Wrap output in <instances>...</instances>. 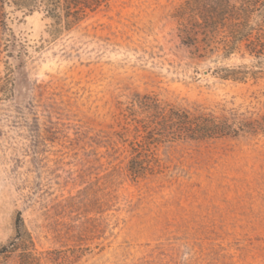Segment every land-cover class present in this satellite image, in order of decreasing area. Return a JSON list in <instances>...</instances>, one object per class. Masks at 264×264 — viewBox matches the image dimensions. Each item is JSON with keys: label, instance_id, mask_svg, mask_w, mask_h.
Returning a JSON list of instances; mask_svg holds the SVG:
<instances>
[{"label": "rangeland", "instance_id": "obj_1", "mask_svg": "<svg viewBox=\"0 0 264 264\" xmlns=\"http://www.w3.org/2000/svg\"><path fill=\"white\" fill-rule=\"evenodd\" d=\"M184 1L111 0L71 27L13 14L18 43L0 58V247L20 217L59 264H264V133L159 142L157 171L128 167L121 112L136 95L229 121L264 114L255 58L185 43ZM232 68L248 73L221 77ZM19 261V250L0 258Z\"/></svg>", "mask_w": 264, "mask_h": 264}, {"label": "trees", "instance_id": "obj_2", "mask_svg": "<svg viewBox=\"0 0 264 264\" xmlns=\"http://www.w3.org/2000/svg\"><path fill=\"white\" fill-rule=\"evenodd\" d=\"M111 0H0V58L11 56L16 35L9 25L16 11H41L61 27H71ZM178 29L183 41L192 45L219 48L227 55L244 48L256 60L264 75V0H185L176 10ZM230 70V69H229ZM14 70L8 67L5 81L13 93ZM246 71L232 68L222 78L242 80ZM124 129L132 133L129 144L132 156L128 162L134 178L157 171L159 164L152 147L159 142L183 139L199 140L264 133V114L260 118L229 121L208 113L195 114L165 103L155 95L134 96L121 112ZM128 140V139H126ZM17 234L0 247V258L19 250V264H59L61 256L53 251H38L27 236L22 219L16 223Z\"/></svg>", "mask_w": 264, "mask_h": 264}]
</instances>
